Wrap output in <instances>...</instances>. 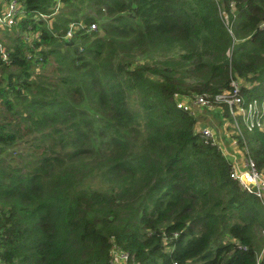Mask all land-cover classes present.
I'll return each instance as SVG.
<instances>
[{
    "label": "trees",
    "instance_id": "16d2710c",
    "mask_svg": "<svg viewBox=\"0 0 264 264\" xmlns=\"http://www.w3.org/2000/svg\"><path fill=\"white\" fill-rule=\"evenodd\" d=\"M16 1L0 58V264H113L111 248L129 264H264V200L176 107L204 95L231 121L214 97L232 76L264 104V0ZM241 135L264 169V126Z\"/></svg>",
    "mask_w": 264,
    "mask_h": 264
},
{
    "label": "built area",
    "instance_id": "2783aa9c",
    "mask_svg": "<svg viewBox=\"0 0 264 264\" xmlns=\"http://www.w3.org/2000/svg\"><path fill=\"white\" fill-rule=\"evenodd\" d=\"M59 5L58 0H55L53 10L55 11ZM22 8V4L16 0H0V32L9 29L12 26H16L17 20L23 13ZM38 17L44 18L46 16L39 15ZM80 26V24H69L65 37H69L72 31ZM262 27L264 28V24ZM89 28L94 29V24H90ZM27 38H29L28 35L25 36V39ZM6 56L5 47L0 42V58L5 60ZM241 84V81L237 77L232 76L229 81L228 90L216 95L214 100L226 107L227 114L231 118V121H229L230 125L228 123V126H230L233 131L230 140L231 145L237 147V135L240 136V142L241 145H243L239 149L237 163L228 159L230 163L229 177L235 180L244 192L252 194L259 200L263 201L264 173L257 170L253 160L245 154L246 147L245 141L241 135V125L249 132L252 130H261L264 126V104L256 99L244 102L240 94ZM176 107L181 108L190 114H194L193 109L195 108H211V101L204 95L194 96L191 99L180 98L176 100ZM198 133L205 142H211L212 144L215 143L216 138L209 127H201L198 130ZM110 255L113 264H129L127 254L116 250V248H111Z\"/></svg>",
    "mask_w": 264,
    "mask_h": 264
},
{
    "label": "crops",
    "instance_id": "0c3cea01",
    "mask_svg": "<svg viewBox=\"0 0 264 264\" xmlns=\"http://www.w3.org/2000/svg\"><path fill=\"white\" fill-rule=\"evenodd\" d=\"M216 111V110H214ZM208 111L206 109L202 108H195V119H196V124L195 128L199 130L201 127H209L211 131L213 132L215 138H219L222 136V130L219 128L216 123H221V117L219 116V112L216 111ZM225 137V138H224ZM223 139H226L227 141L229 140V143L231 142V136L226 135V131L223 133ZM235 151L236 157H239V150L235 145H232Z\"/></svg>",
    "mask_w": 264,
    "mask_h": 264
},
{
    "label": "rangeland",
    "instance_id": "374dc122",
    "mask_svg": "<svg viewBox=\"0 0 264 264\" xmlns=\"http://www.w3.org/2000/svg\"><path fill=\"white\" fill-rule=\"evenodd\" d=\"M12 34H13V32L12 33H9L8 35H12ZM3 35H4V32L3 31L0 32V42L2 44L3 43L5 44L6 38ZM202 109H204V108H202ZM220 116H221V113H220ZM220 119H221V123L220 124L219 123H216V125L219 128H221V130H222V134L221 135L222 136H220L219 138H217L215 140V143H213V144H215L218 147V149L220 150V152L223 154V156H225V158H227V160L228 159H231V161H234L235 163H237L238 162V156L236 157L233 146L231 145V143H229V140L227 141L226 139H223L222 138L223 137V133L225 131H226V135H229V136L232 137L233 131H232L231 127L228 126V123L230 125V122L228 121V118H226V117H221ZM259 171H262L264 173V169H261Z\"/></svg>",
    "mask_w": 264,
    "mask_h": 264
}]
</instances>
